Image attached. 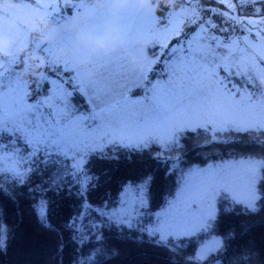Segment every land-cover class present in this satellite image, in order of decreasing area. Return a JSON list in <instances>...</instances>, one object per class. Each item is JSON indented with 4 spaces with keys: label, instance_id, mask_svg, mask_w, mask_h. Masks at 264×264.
Returning <instances> with one entry per match:
<instances>
[{
    "label": "rangeland",
    "instance_id": "rangeland-1",
    "mask_svg": "<svg viewBox=\"0 0 264 264\" xmlns=\"http://www.w3.org/2000/svg\"><path fill=\"white\" fill-rule=\"evenodd\" d=\"M28 1L36 4L37 10L47 18L55 38L51 43L41 44L32 33L21 30V39L15 41L6 56H0V132L3 133L0 137L7 136L0 143V172L20 178L25 172L24 166L40 156L68 158L73 171L79 172L87 154L112 144H125V134L132 128H127L124 119H118L116 124L114 119L127 106L126 94L133 96L147 90L145 87L130 90L129 87L148 85L151 73L163 68L162 60L172 51L166 42L168 37L175 36L180 29L185 32L187 18L198 20L196 10L186 6L175 10L173 7L182 0H167L162 3L163 16L158 17L156 4L162 0H151L143 10L133 4L118 18V28L123 35L121 45L108 55L78 59L71 55L74 29L99 31L101 25L108 22L107 8L98 9L95 0ZM202 1L194 4L202 11L203 8L209 11L213 24L210 39L215 47L212 54L208 51V67L215 64L208 81H214L215 85L230 81L227 89H215V95L227 96L229 92L246 98L251 95L259 101V107H264V12L242 19L238 39V27L232 25V11L234 16L237 13L231 0H216L223 4V10L215 6L211 9ZM18 6L23 12L31 9L27 0ZM198 16H201L199 11ZM219 19L224 23L220 24ZM228 19H231L229 24ZM221 28H225V33ZM197 32L204 35L206 31L199 27ZM221 32L224 35L219 38ZM39 68H45L40 70L44 72L43 83L37 78ZM248 84L254 87L247 89ZM42 90L46 94H40ZM72 91L85 97L88 112L71 114ZM263 123L264 120L257 124L261 130H264ZM198 130L209 132L213 142L222 141L216 137L217 133L232 132ZM174 142L160 149L159 156ZM132 148L140 150L142 147L132 145ZM262 168L264 159H232L193 167L184 174L175 196L157 212L147 210L143 189L132 186L122 190L116 209L102 212L110 220L128 226L147 222L146 232L156 235L159 242L190 237L214 218L220 195L247 209H255L259 197L255 185ZM220 246L219 237H211L197 247L193 261L202 264Z\"/></svg>",
    "mask_w": 264,
    "mask_h": 264
},
{
    "label": "trees",
    "instance_id": "trees-1",
    "mask_svg": "<svg viewBox=\"0 0 264 264\" xmlns=\"http://www.w3.org/2000/svg\"><path fill=\"white\" fill-rule=\"evenodd\" d=\"M164 1L156 4L158 17L163 16ZM213 4L223 10L218 1ZM262 4L256 0L252 7L235 11V16L232 11L234 28L241 32L242 19L260 16ZM158 73L154 70L150 79ZM70 105L72 115L89 111L79 92H71ZM216 137L222 141L213 142L209 132L200 130L184 133L162 156L155 146L140 151L112 144L87 154L79 172L73 171L68 158L42 156L24 166L20 178L0 172V240L4 241L0 264H199L193 261L196 249L213 236L219 237L220 249L202 264H264V168L255 185L259 196L255 209L220 195L214 218L190 237L159 242L146 232L147 222L128 226L102 212L118 207L126 186L143 189L147 210L154 213L175 196L184 174L193 167L264 159L262 130ZM41 201L48 206L50 229L37 220Z\"/></svg>",
    "mask_w": 264,
    "mask_h": 264
},
{
    "label": "crops",
    "instance_id": "crops-1",
    "mask_svg": "<svg viewBox=\"0 0 264 264\" xmlns=\"http://www.w3.org/2000/svg\"><path fill=\"white\" fill-rule=\"evenodd\" d=\"M23 1L15 0L17 5ZM90 1L92 0H88ZM213 1L206 0L202 3L205 6L209 4L212 9ZM179 2L180 5L173 7L175 10L185 6L187 9L195 8L198 20L187 18L185 21L187 25L184 27L186 31L180 29L175 36L171 34L168 37L166 42L172 51L162 60L163 68L159 70L161 74L159 78L149 80L148 85L145 83L143 86L129 87L130 90L140 87L147 90L133 96L126 94L127 106L122 113L119 111L114 119V124L118 119H124L127 128H132L130 133L125 134L127 141H124L123 146L131 148L132 145H137L141 146V149L155 146L164 149L180 134L188 131L262 129L257 124L264 120V107L258 106L259 101L256 98L251 95L246 98L231 92L227 96L215 95V89H227L230 81L224 80L216 85L214 81H208L215 65L214 63L210 67L207 65L208 51L212 54L215 50L214 41L210 39L213 24L209 11L207 8H203L202 11L201 7L194 4L199 3L198 0ZM218 2L223 6L220 1ZM27 4H30L31 9H37V5L32 1L27 0ZM198 11L201 16H198ZM199 27L206 31L205 36L197 32ZM221 29L225 33V28ZM224 33H219L218 37L221 38ZM237 35L240 39V32L237 31ZM218 47L219 44L216 48ZM253 87L246 85L247 89ZM257 110L259 112H256Z\"/></svg>",
    "mask_w": 264,
    "mask_h": 264
},
{
    "label": "clouds",
    "instance_id": "clouds-1",
    "mask_svg": "<svg viewBox=\"0 0 264 264\" xmlns=\"http://www.w3.org/2000/svg\"><path fill=\"white\" fill-rule=\"evenodd\" d=\"M151 0H95L98 9L107 8L108 22L95 28L75 31V44L71 55L84 59L108 55L122 43L123 35L118 28V18L135 4L143 10ZM14 14V16H13ZM21 30L34 35L41 44L51 43L55 32L47 18L37 9L21 11L15 0H0V56H6L19 39ZM63 55V53H62Z\"/></svg>",
    "mask_w": 264,
    "mask_h": 264
},
{
    "label": "snow or ice",
    "instance_id": "snow-or-ice-1",
    "mask_svg": "<svg viewBox=\"0 0 264 264\" xmlns=\"http://www.w3.org/2000/svg\"><path fill=\"white\" fill-rule=\"evenodd\" d=\"M44 7H47V5H45ZM0 136H3L2 132H0ZM9 139H11V137H9ZM0 143H3V140H0ZM36 216L38 223L42 228L44 229L51 228V225L49 223L48 206L45 201L40 202V205L37 207ZM3 247H4V241L0 240V248Z\"/></svg>",
    "mask_w": 264,
    "mask_h": 264
},
{
    "label": "built area",
    "instance_id": "built-area-1",
    "mask_svg": "<svg viewBox=\"0 0 264 264\" xmlns=\"http://www.w3.org/2000/svg\"><path fill=\"white\" fill-rule=\"evenodd\" d=\"M234 8L237 11L252 7L256 0H231Z\"/></svg>",
    "mask_w": 264,
    "mask_h": 264
},
{
    "label": "water",
    "instance_id": "water-1",
    "mask_svg": "<svg viewBox=\"0 0 264 264\" xmlns=\"http://www.w3.org/2000/svg\"><path fill=\"white\" fill-rule=\"evenodd\" d=\"M43 75H44V72L43 71H40L38 73V77L37 78H38L39 81H42Z\"/></svg>",
    "mask_w": 264,
    "mask_h": 264
}]
</instances>
